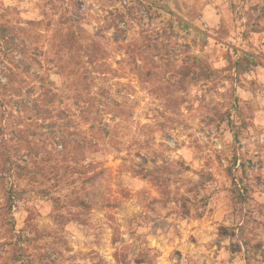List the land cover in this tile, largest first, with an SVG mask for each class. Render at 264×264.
<instances>
[{"label": "rangeland", "instance_id": "1", "mask_svg": "<svg viewBox=\"0 0 264 264\" xmlns=\"http://www.w3.org/2000/svg\"><path fill=\"white\" fill-rule=\"evenodd\" d=\"M159 1L237 49L144 0H0V78L17 72L21 110L0 143L28 170L3 173L17 198L0 264H264V0ZM145 37L163 59L132 60ZM43 84L56 109L38 120Z\"/></svg>", "mask_w": 264, "mask_h": 264}, {"label": "trees", "instance_id": "2", "mask_svg": "<svg viewBox=\"0 0 264 264\" xmlns=\"http://www.w3.org/2000/svg\"><path fill=\"white\" fill-rule=\"evenodd\" d=\"M254 10L258 11L260 10L259 13V20L264 19V5L262 6H254ZM131 13V12H129ZM120 17H124L123 14H120ZM127 25L126 23L123 25L125 26ZM113 29L121 34H124L125 40L130 39L132 34L127 32V30L124 28H120L117 24H116V19L113 20ZM256 31V30H254ZM5 28L0 26V37L3 40H9V41H13V37H8L7 35H5ZM248 32L244 31L242 33V37L243 39H247L248 38ZM146 38V37H145ZM147 39V48L146 51L142 50L141 48H137L136 46L133 45V50H132V60L137 62V56L141 55V53L145 52L147 53L146 56H143L144 59H146L147 63H154L155 62V58H162L163 59V55L166 51L165 47L167 45H164L163 42H158L157 39L153 40L154 42H151V38H146ZM150 41V42H149ZM235 51V50H234ZM238 52V51H235ZM192 60L194 61V63H198L199 65H201V71L199 73H203L205 75H207V71H209V66L208 64H203L201 59L198 58L196 55L191 56ZM230 62H232L231 58H229ZM247 62V61H246ZM172 62H169L168 64H171ZM241 66L243 67V64H241ZM15 67H17V64L15 65ZM198 72H195V69L193 68V64H184L181 66V76L182 78H186L187 76H193L195 77L197 75ZM6 77L7 80L6 82H2V79L0 78V132L4 133L5 127L7 126L6 124H4L3 122V118L6 117V115L11 114L10 112L7 113V111H21L20 109H18V107H16V103L14 102L15 100H13L10 96L7 97V93L10 91L16 92L17 90L14 88V83L17 82V72H15V70L12 68L10 69L7 73H6ZM45 78H41V80L44 82ZM43 90L41 92V96H44L46 99L45 101H41L40 103H34L33 107L29 108L31 111V118L32 116L37 118L38 120L40 119H44L49 117L50 115V111L56 109L54 107V102H55V98L56 95L51 88H45V84H43L42 86ZM2 118V120H1ZM22 121H19L17 123V125L15 126V131L18 133L17 136L18 137H23L22 134H24V129H22ZM64 137L62 136V139ZM22 141H24L25 139H21ZM27 141V140H25ZM10 142V140H6V139H2V142L0 143V184H1V190L3 193V203L0 204V220L1 223L3 225H6L9 227V229H13L14 228V219L12 216V208L14 205V201L17 198V196H15V191L13 190L12 186L7 187V182H5L6 176H4L3 173H7L8 175L10 174V172L12 170H16V174L18 175V177H24L26 175H28V170H26L25 166H21L19 163L14 162L12 160L13 155H12V146L9 145L8 143ZM35 140H28V151L34 155H39V153L41 152L40 149H35V145L36 142ZM14 143V142H13ZM15 150V152L20 151V149H13ZM28 152V153H29ZM30 154V155H31ZM14 165H16L14 167ZM256 247L258 250L262 249V245L261 243L256 244ZM261 255H262V259L264 261V249L261 250ZM116 259L118 261L119 264H124V262L119 258V254H116Z\"/></svg>", "mask_w": 264, "mask_h": 264}, {"label": "water", "instance_id": "3", "mask_svg": "<svg viewBox=\"0 0 264 264\" xmlns=\"http://www.w3.org/2000/svg\"><path fill=\"white\" fill-rule=\"evenodd\" d=\"M144 1L147 2L150 5L160 7L162 9L170 12L175 18H177L180 22H182L186 26L190 27L191 29H193V30H195V31L207 36V37H211V38L221 42L222 44H224V45H226L228 47H231L233 49H237L236 46L216 38L209 31L203 30V29L199 28L198 26H196L195 24H193L192 22H189L188 20L184 19L182 16H180L178 13H176L174 10H172L168 4H166V3L162 2V1H159V0H144ZM252 56L256 60H258V62H260L262 64V66L264 67V63L261 61V59L258 56H256L255 54H252Z\"/></svg>", "mask_w": 264, "mask_h": 264}]
</instances>
